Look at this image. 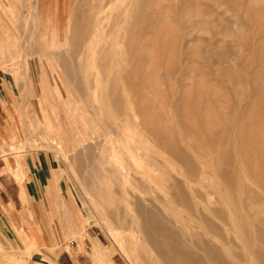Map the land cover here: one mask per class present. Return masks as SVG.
<instances>
[{"label":"rangeland","instance_id":"obj_1","mask_svg":"<svg viewBox=\"0 0 264 264\" xmlns=\"http://www.w3.org/2000/svg\"><path fill=\"white\" fill-rule=\"evenodd\" d=\"M38 2L0 4V69L76 197L44 256L264 264V0H70L59 24Z\"/></svg>","mask_w":264,"mask_h":264},{"label":"crops","instance_id":"obj_2","mask_svg":"<svg viewBox=\"0 0 264 264\" xmlns=\"http://www.w3.org/2000/svg\"><path fill=\"white\" fill-rule=\"evenodd\" d=\"M38 1L40 20L59 24L70 0ZM9 22L1 21L0 51L11 44ZM21 93L19 78L0 69V264H53L44 251L59 243L54 227L67 225L64 204L73 207L77 202L61 161L51 151L23 149L21 123L35 111Z\"/></svg>","mask_w":264,"mask_h":264},{"label":"bare ground","instance_id":"obj_3","mask_svg":"<svg viewBox=\"0 0 264 264\" xmlns=\"http://www.w3.org/2000/svg\"><path fill=\"white\" fill-rule=\"evenodd\" d=\"M252 123L250 124V127L252 129V131L257 130L256 132H258V130H263L264 129V124L258 122V121H253L250 120ZM264 123V122H263ZM263 137H261L262 139ZM263 140V139H262ZM144 232L146 233V236H148L149 238L153 239V238H159V239H166L168 238L170 235H168L167 232H159L157 235L154 233L155 229L154 228H148V227H144L143 228ZM171 237V236H170ZM173 237V236H172ZM176 238V237H175ZM161 247V251L165 252L167 250V248L165 246H160ZM260 253H262V257H264V250H262ZM167 254V256H171L172 254ZM177 254H183V252L177 250ZM176 255V254H175ZM173 264H178V261L173 262Z\"/></svg>","mask_w":264,"mask_h":264}]
</instances>
